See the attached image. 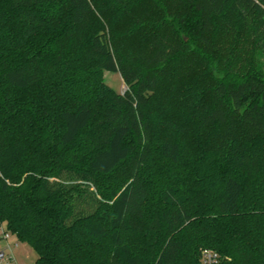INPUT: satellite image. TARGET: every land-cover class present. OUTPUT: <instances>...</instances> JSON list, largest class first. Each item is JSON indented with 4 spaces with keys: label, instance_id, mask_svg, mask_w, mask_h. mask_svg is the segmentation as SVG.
<instances>
[{
    "label": "trees",
    "instance_id": "1",
    "mask_svg": "<svg viewBox=\"0 0 264 264\" xmlns=\"http://www.w3.org/2000/svg\"><path fill=\"white\" fill-rule=\"evenodd\" d=\"M263 58L264 0H0V220L36 264H264Z\"/></svg>",
    "mask_w": 264,
    "mask_h": 264
},
{
    "label": "built area",
    "instance_id": "2",
    "mask_svg": "<svg viewBox=\"0 0 264 264\" xmlns=\"http://www.w3.org/2000/svg\"><path fill=\"white\" fill-rule=\"evenodd\" d=\"M11 236L15 235L8 230L6 223L0 220V264H19L10 242ZM200 260L202 264H219L221 256L218 252L205 248L201 250Z\"/></svg>",
    "mask_w": 264,
    "mask_h": 264
},
{
    "label": "rangeland",
    "instance_id": "3",
    "mask_svg": "<svg viewBox=\"0 0 264 264\" xmlns=\"http://www.w3.org/2000/svg\"><path fill=\"white\" fill-rule=\"evenodd\" d=\"M104 81L119 94L127 91V85L119 73L105 72ZM10 242L19 264H36L37 254L29 244L19 242L15 236H11Z\"/></svg>",
    "mask_w": 264,
    "mask_h": 264
}]
</instances>
